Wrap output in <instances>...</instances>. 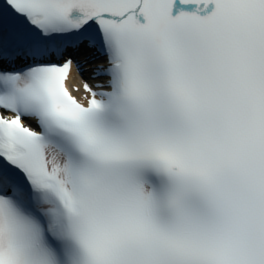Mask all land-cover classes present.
Instances as JSON below:
<instances>
[{"label":"snow or ice","instance_id":"1","mask_svg":"<svg viewBox=\"0 0 264 264\" xmlns=\"http://www.w3.org/2000/svg\"><path fill=\"white\" fill-rule=\"evenodd\" d=\"M0 264H264V0H0Z\"/></svg>","mask_w":264,"mask_h":264},{"label":"bare ground","instance_id":"2","mask_svg":"<svg viewBox=\"0 0 264 264\" xmlns=\"http://www.w3.org/2000/svg\"><path fill=\"white\" fill-rule=\"evenodd\" d=\"M76 85H78V84H76Z\"/></svg>","mask_w":264,"mask_h":264}]
</instances>
